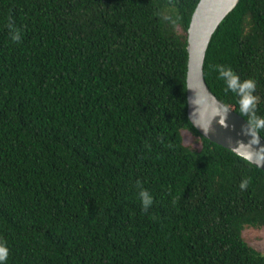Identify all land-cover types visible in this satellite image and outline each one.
Wrapping results in <instances>:
<instances>
[{"label":"trees","instance_id":"1","mask_svg":"<svg viewBox=\"0 0 264 264\" xmlns=\"http://www.w3.org/2000/svg\"><path fill=\"white\" fill-rule=\"evenodd\" d=\"M199 1L0 0L7 264H264L242 236L264 227V172L187 115ZM217 65L255 81L264 118V0H239L203 65L210 91L248 120Z\"/></svg>","mask_w":264,"mask_h":264},{"label":"water","instance_id":"2","mask_svg":"<svg viewBox=\"0 0 264 264\" xmlns=\"http://www.w3.org/2000/svg\"><path fill=\"white\" fill-rule=\"evenodd\" d=\"M238 2L239 0H200L192 14L187 31L186 89L188 119L202 137L232 151L234 154L236 153L233 149L239 144L248 145L251 140L246 120L238 113L230 110L224 120L221 119L220 115L211 119L207 131H205L199 124L201 108L196 101L202 93H206L211 104H223L208 88L203 75V65L214 32L224 18L237 6ZM259 146H264L262 137ZM259 146L253 145L252 147L255 150ZM251 164L264 172V162L261 165Z\"/></svg>","mask_w":264,"mask_h":264},{"label":"clouds","instance_id":"3","mask_svg":"<svg viewBox=\"0 0 264 264\" xmlns=\"http://www.w3.org/2000/svg\"><path fill=\"white\" fill-rule=\"evenodd\" d=\"M9 27H14V24L9 23ZM14 40L20 39V33L17 30L16 35L13 37ZM217 71L219 77L225 81L226 91H231L239 97V109L241 114L248 116L246 120L249 128V135L251 140L248 145L239 144L233 151L242 159L250 163L261 165L264 162V146L260 145V132L264 130V118L257 117L255 109L257 105V97L254 95L256 89L255 81L248 79L241 81L240 77L232 71L231 68H225L222 65H217ZM197 105L200 106L201 111L199 113V124L207 131L208 124L211 119L215 116L220 115L221 119H225L230 107L224 104H211L208 100L207 94L202 93L196 101ZM253 145L259 146L255 150ZM247 181H242L240 184L241 189L247 187ZM142 208L147 211L152 205L153 198L150 193L141 189L140 193ZM8 259V248L4 243H0V264H7Z\"/></svg>","mask_w":264,"mask_h":264},{"label":"rangeland","instance_id":"4","mask_svg":"<svg viewBox=\"0 0 264 264\" xmlns=\"http://www.w3.org/2000/svg\"><path fill=\"white\" fill-rule=\"evenodd\" d=\"M182 135L185 145L190 146L192 149H200L201 141L199 138H196L187 132H183ZM242 236L248 245L264 255V227H245L242 232Z\"/></svg>","mask_w":264,"mask_h":264}]
</instances>
